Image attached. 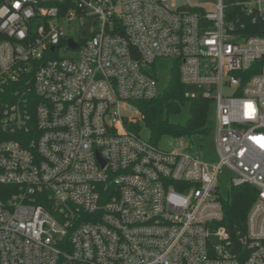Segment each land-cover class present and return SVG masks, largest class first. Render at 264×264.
Returning a JSON list of instances; mask_svg holds the SVG:
<instances>
[{
    "label": "built area",
    "instance_id": "built-area-1",
    "mask_svg": "<svg viewBox=\"0 0 264 264\" xmlns=\"http://www.w3.org/2000/svg\"><path fill=\"white\" fill-rule=\"evenodd\" d=\"M261 4L245 7L252 22ZM223 11V0H0V264H264V63L245 78L264 36L237 41ZM158 59L178 61L184 99L213 101L217 162L183 137L169 152L133 131L138 104L158 94ZM223 168L257 192L238 235L221 224Z\"/></svg>",
    "mask_w": 264,
    "mask_h": 264
},
{
    "label": "trees",
    "instance_id": "trees-1",
    "mask_svg": "<svg viewBox=\"0 0 264 264\" xmlns=\"http://www.w3.org/2000/svg\"><path fill=\"white\" fill-rule=\"evenodd\" d=\"M248 2L249 0H223L225 20L233 27L239 42L251 36H264V14L252 22L254 14L246 13L244 7ZM262 63L264 59L246 71L245 78L258 73ZM178 67L177 60L163 59H158L151 66L149 73L158 84V94L151 100L139 103L138 108L142 114V123L150 135V143L157 145L164 136L183 137L188 144L187 150L195 154L200 152L204 138L211 132L209 111L213 101L203 98L184 99L185 87L179 81ZM166 71L168 79L162 84L160 76ZM186 107L188 116L182 121V111ZM133 131L140 132L139 126L134 127ZM217 196L223 210L221 224L232 229L237 235L243 233L247 212L257 197L255 188L248 184L242 187L229 184L224 192H217Z\"/></svg>",
    "mask_w": 264,
    "mask_h": 264
},
{
    "label": "rangeland",
    "instance_id": "rangeland-1",
    "mask_svg": "<svg viewBox=\"0 0 264 264\" xmlns=\"http://www.w3.org/2000/svg\"><path fill=\"white\" fill-rule=\"evenodd\" d=\"M193 3L195 4H215L218 0H191ZM257 1L258 0H249V2L247 4H244V7L249 8V9H255L257 8ZM261 9L264 10V0H262V4L260 5ZM92 18H90L88 20V22L85 23L84 26H81L78 22H73L72 26H73V31H72V36L75 37L76 39L82 35V31H87L89 32L92 28V22H91ZM75 54L74 52H65L64 56H71ZM160 80L161 83L164 84L167 79H168V72H164L161 74L160 76ZM228 90L224 91L223 94H227ZM188 116V109L187 107L183 109L182 111V118L181 120H185ZM215 111H214V105L210 108L209 111V117H210V124L213 128V124L215 122ZM139 135L142 137V139L144 138L145 140L149 141L150 139V135L148 133L147 128L145 127L144 123L140 124V132ZM179 141L180 138H172L170 136H164L160 139V141L157 143V147L158 149H162L165 151H169V152H173L176 151L179 148ZM199 153H196L200 159L206 163H212V162H217L218 161V156L217 153L215 151V145H214V134L213 131L211 129V132L209 133V135H207L203 142H202V146L199 150ZM232 177V173L230 170H228L227 168H223L221 173L218 176V192L222 193L224 192L228 187H229V183H230V178Z\"/></svg>",
    "mask_w": 264,
    "mask_h": 264
},
{
    "label": "water",
    "instance_id": "water-1",
    "mask_svg": "<svg viewBox=\"0 0 264 264\" xmlns=\"http://www.w3.org/2000/svg\"><path fill=\"white\" fill-rule=\"evenodd\" d=\"M68 46L69 48L73 49L75 47V44L73 43V41H69L68 43ZM230 235H232V240H233V244H232V247H231V252L235 255L239 254L240 251H241V247H240V244L236 238V236L233 234V231L230 230Z\"/></svg>",
    "mask_w": 264,
    "mask_h": 264
}]
</instances>
